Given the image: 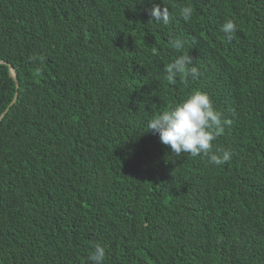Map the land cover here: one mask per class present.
<instances>
[{
  "label": "trees",
  "instance_id": "trees-1",
  "mask_svg": "<svg viewBox=\"0 0 264 264\" xmlns=\"http://www.w3.org/2000/svg\"><path fill=\"white\" fill-rule=\"evenodd\" d=\"M0 61V264H264V0H0ZM197 90L221 166L147 132Z\"/></svg>",
  "mask_w": 264,
  "mask_h": 264
},
{
  "label": "clouds",
  "instance_id": "clouds-1",
  "mask_svg": "<svg viewBox=\"0 0 264 264\" xmlns=\"http://www.w3.org/2000/svg\"><path fill=\"white\" fill-rule=\"evenodd\" d=\"M151 18L157 22L168 23L169 16L160 6L151 10ZM193 14V8L185 6L180 15L188 20ZM222 31L229 38L238 31V26L232 20H228ZM171 44L175 48H183L184 43L180 39H172ZM202 73L195 65L190 55H179L166 69V79L175 84L177 77H182L185 82L189 79H198ZM232 123L229 119H222V113L217 111L210 96L206 92L194 91L187 98L162 114L154 116L147 124L154 135L159 136L160 142L169 146L171 153L176 156L188 154L191 157L206 156L214 165L221 166L229 162L232 153L229 150L213 151V141L220 135L225 126ZM106 249L102 244H96L89 256L91 264H103Z\"/></svg>",
  "mask_w": 264,
  "mask_h": 264
},
{
  "label": "water",
  "instance_id": "water-1",
  "mask_svg": "<svg viewBox=\"0 0 264 264\" xmlns=\"http://www.w3.org/2000/svg\"><path fill=\"white\" fill-rule=\"evenodd\" d=\"M0 63H2V61H0ZM11 74H12V76L15 75L12 66H11ZM17 98H18V94L16 93V95H15V97H14V99H13V102H12L11 104H13V103L17 100ZM10 106H11V105H10ZM10 106H9V107H8L3 113H2V116L0 117V121H1V119L3 118V116L6 114V112L9 110Z\"/></svg>",
  "mask_w": 264,
  "mask_h": 264
}]
</instances>
